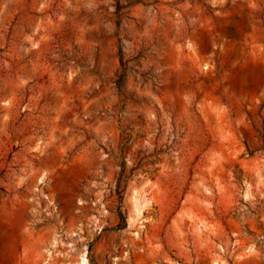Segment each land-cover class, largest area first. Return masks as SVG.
<instances>
[{
  "label": "rangeland",
  "instance_id": "obj_1",
  "mask_svg": "<svg viewBox=\"0 0 264 264\" xmlns=\"http://www.w3.org/2000/svg\"><path fill=\"white\" fill-rule=\"evenodd\" d=\"M120 1L0 0V264H264V0Z\"/></svg>",
  "mask_w": 264,
  "mask_h": 264
},
{
  "label": "trees",
  "instance_id": "obj_2",
  "mask_svg": "<svg viewBox=\"0 0 264 264\" xmlns=\"http://www.w3.org/2000/svg\"><path fill=\"white\" fill-rule=\"evenodd\" d=\"M139 1H141V0H139ZM139 1H136V2H139ZM125 7L126 6L123 5L120 0H117L116 9L114 12H115L117 18H119L117 20L118 26H120L122 23L120 17L123 15V9ZM119 56H120V63L122 66V71L119 74H117L116 78L114 79V84H115L116 88L118 89V91H120L122 89V87L124 86V81H125L126 75L128 73V66H127V63L125 61V54H124L123 46L120 47ZM130 140H131V136H128L126 139V143H128ZM126 165H127L126 160L123 159V161L121 163V171L119 172V176H118V180H117V190H118L119 194H121L122 184L125 181V178L127 177ZM118 214H119V217L124 221V218H125L124 212L121 209H119ZM119 228H122V226H120Z\"/></svg>",
  "mask_w": 264,
  "mask_h": 264
},
{
  "label": "bare ground",
  "instance_id": "obj_3",
  "mask_svg": "<svg viewBox=\"0 0 264 264\" xmlns=\"http://www.w3.org/2000/svg\"><path fill=\"white\" fill-rule=\"evenodd\" d=\"M142 202H146V200L144 199ZM142 202H140L139 198L136 197L135 206L137 207L138 213H141L142 211ZM88 263H89L88 257L84 256L82 264H88Z\"/></svg>",
  "mask_w": 264,
  "mask_h": 264
}]
</instances>
